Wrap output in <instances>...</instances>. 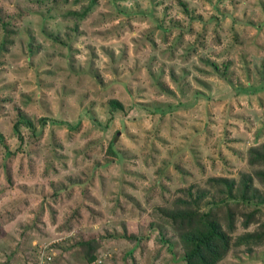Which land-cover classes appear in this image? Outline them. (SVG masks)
Returning a JSON list of instances; mask_svg holds the SVG:
<instances>
[{
	"label": "rangeland",
	"instance_id": "obj_1",
	"mask_svg": "<svg viewBox=\"0 0 264 264\" xmlns=\"http://www.w3.org/2000/svg\"><path fill=\"white\" fill-rule=\"evenodd\" d=\"M76 9L0 0V28L21 31L0 58V264L41 262L43 250L47 264H88L75 244L92 238L104 243L94 264H186L176 233L152 228L151 214L192 175L237 177L264 143V0H100L78 27ZM113 99L125 110L111 122ZM18 109L36 135L14 132ZM164 110L156 137L171 145L147 165L141 150ZM183 135L204 153H183ZM111 142L122 159L105 156ZM69 177L87 182L64 207L51 185ZM236 252L221 264H264V248Z\"/></svg>",
	"mask_w": 264,
	"mask_h": 264
},
{
	"label": "trees",
	"instance_id": "obj_2",
	"mask_svg": "<svg viewBox=\"0 0 264 264\" xmlns=\"http://www.w3.org/2000/svg\"><path fill=\"white\" fill-rule=\"evenodd\" d=\"M51 1L55 5L73 3V5L79 7V9L68 13V17L75 19L77 22L75 27H78L79 23L89 15L91 8L98 4L100 0ZM86 2L87 4H85ZM182 6H184L185 10H188L187 4L183 3ZM0 29L2 32L0 58H3L11 45L14 44V41H10V37L16 38L18 35L20 36L21 31L17 25L11 22H4ZM62 44L67 45L66 42H62ZM149 62H152L151 58H149ZM139 76H142V73ZM120 110H125L120 101L111 100V118L109 121L112 122L115 119V113ZM158 111L161 112L163 110L159 108ZM165 112L167 111L164 110L158 119L157 130L148 133V135L151 133L149 137L147 136L148 140L146 139L149 146H143L141 150L142 155L150 159L147 161V165L154 164L155 159H159L160 157L159 151L165 150L171 145V142H168V140L164 142L156 137V135L160 134H157V131L165 126L166 122L164 119L169 118ZM155 116H159L158 112L155 113ZM40 121L44 124L47 123L45 119ZM23 128H27V132L30 131L31 135L32 133L36 135L33 120L26 118L23 111L18 109V120L14 123L13 129L15 133L19 134L20 139H24ZM179 136L181 137V134ZM0 137L3 140V137ZM184 137L183 135L179 139V141L183 142V149H181L183 153H185L184 146L191 153H193L195 147L200 146V153H204L201 146L203 142L200 138L188 141ZM256 140L258 141L259 138L257 137ZM7 148L6 146L3 152ZM105 156H113L119 160L122 159L113 142L109 144ZM192 156L191 158H195L196 160L197 155L194 154ZM90 159L87 160L90 161ZM162 160H164V162H160L162 166L173 162V158L170 157L169 159L162 158ZM200 161L201 159H197V164ZM180 164L184 167L188 165L187 162H181ZM0 167V170H2L6 166H1L0 163ZM161 168H156L155 173L162 175L163 171L160 170ZM11 173L12 170H9L7 182L11 181ZM86 174L89 177L92 175L89 165L84 170L83 175L87 177ZM182 177L183 179L186 178L185 175H182ZM192 177L193 183L179 189L177 197L171 204H164L154 208L151 214L153 218L151 223L152 228H155V226H165V229L169 228L176 233L179 245L185 253L186 264H221L233 251L246 254H253L255 251L261 252L262 248H264V143L260 144L258 141L248 149L244 172H240L237 177L211 176L202 182L196 181L195 176L192 175ZM86 182L87 180H76L74 177L52 182L51 186L54 191L53 200L60 199V197L62 198L67 193L66 196L69 197V192L72 194L76 187H85ZM66 191L67 193H65ZM63 197L62 206L67 207L66 203H69V199L65 200L66 197ZM52 215L55 216L54 213ZM27 230L36 231L35 224L29 225ZM64 230L72 231V226L65 225L61 231ZM124 237L127 238L126 235ZM128 237L130 238L131 236ZM130 239L135 240L133 238ZM72 245L64 249H71ZM75 246L80 247L84 252V259L88 264H94L98 260V253L101 247H104V243L102 238H92L86 241H79ZM50 254V251H38L36 256L40 257L38 260L41 262H35L34 264H47L46 258L50 259Z\"/></svg>",
	"mask_w": 264,
	"mask_h": 264
},
{
	"label": "water",
	"instance_id": "obj_3",
	"mask_svg": "<svg viewBox=\"0 0 264 264\" xmlns=\"http://www.w3.org/2000/svg\"><path fill=\"white\" fill-rule=\"evenodd\" d=\"M119 135V134H118Z\"/></svg>",
	"mask_w": 264,
	"mask_h": 264
}]
</instances>
